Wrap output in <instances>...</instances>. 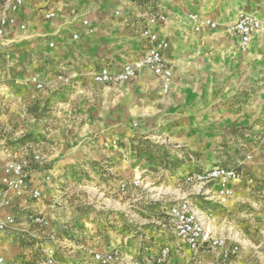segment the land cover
Wrapping results in <instances>:
<instances>
[{
    "label": "crops",
    "instance_id": "1",
    "mask_svg": "<svg viewBox=\"0 0 264 264\" xmlns=\"http://www.w3.org/2000/svg\"><path fill=\"white\" fill-rule=\"evenodd\" d=\"M137 1L25 0L15 15L17 24L24 25L25 30L8 28L1 38L0 127L5 132L0 133V169L26 154L23 149L22 152L9 147L7 142L17 140L28 129L29 134L41 136L36 142L53 149V152H39L46 163L34 167L30 176L42 198L17 200L8 194L10 205H0L1 218H15L13 229L0 234V257L5 264H39L41 250L49 245L50 234L62 237L61 246L54 254L56 264H78L92 250L115 247L133 258L149 254L143 251L147 247L141 253L137 248L128 251L127 246L119 244V237L110 232L103 233L110 243L99 244L97 234H93L87 223L78 229L87 220L68 216L69 211L91 205V201L78 195L86 193L85 179L93 180L97 176V164L120 159L118 154L108 153L107 147L127 137L134 122L141 129H151L166 120L164 116L156 120L157 115L170 113L171 138L177 146L199 148L203 152L204 147L211 149L226 139L241 145L244 138L250 137L254 143L246 145L250 161L245 163L244 171L264 174V125H261L264 121L258 122L264 112V90L260 100L257 92L252 95V86L247 103L238 105L234 100L243 90L247 76L264 69V29L252 35L244 52L239 41L226 32L240 12L264 22V0H157L155 9L149 10L137 6ZM157 11L166 17L164 24L153 29L169 44L164 55L173 71L169 91L163 93L160 80L147 69H140L136 80L128 83L115 86L94 83L95 71L105 68L117 73L125 64L144 57L147 44L140 32L149 14ZM50 12L55 17L46 21L44 15ZM192 15L216 22L217 28H204L193 39ZM83 21L88 22L91 34L82 26ZM49 43L54 47L50 48ZM57 75L70 78V84L58 83ZM32 78L44 89L37 90ZM12 84L29 90L32 112L26 125L17 121L24 122L26 110L19 104L20 93L13 94ZM45 106L48 112L40 114ZM8 130L10 134L6 133ZM258 131L263 136L260 142L248 135ZM90 140L97 150L89 152L90 147L86 150L85 144ZM67 147L69 153L65 152ZM47 175L49 181L44 180ZM187 186L189 195L203 192L201 187ZM232 189L231 198L215 205L232 209L247 201L248 188L243 181L233 184ZM255 207L264 209V204ZM202 213L209 233L226 236L223 230L212 226L214 219L219 222L221 218L215 215L209 220V215ZM31 214L44 217L47 225L30 224L27 217ZM68 227H72L74 235L67 237L76 239L75 242L64 238ZM183 251L195 262L206 253L194 256ZM207 253L218 255L216 251Z\"/></svg>",
    "mask_w": 264,
    "mask_h": 264
},
{
    "label": "rangeland",
    "instance_id": "2",
    "mask_svg": "<svg viewBox=\"0 0 264 264\" xmlns=\"http://www.w3.org/2000/svg\"><path fill=\"white\" fill-rule=\"evenodd\" d=\"M6 1L0 0V7ZM157 3V0H138L136 2L137 6H141L143 9L148 8V10L155 9ZM261 24L264 29V22ZM199 34L201 32L192 31L193 39H197ZM263 73L264 69L261 71L259 69L256 73L247 76L243 82V90L234 97L238 105L247 103L246 101L250 98V86H252V95L257 92L260 100V93L264 90ZM12 86L13 94L20 93L19 104L26 110L22 117L24 122L17 121L26 125L29 123V112H32L29 108V90L26 91L27 88L20 84H12ZM5 111L7 112V108ZM46 112L48 109L45 106L40 114ZM169 115L170 113H167V116L157 115L156 120L163 116L166 120L151 129H141L138 122L132 123L127 137L119 139L113 146L107 147L108 153L118 154L120 159L113 163L105 161L97 164L99 166L96 171L97 176L93 180L85 179L87 180L84 182L86 193H78L85 201H91V205L88 206L89 208L82 207L83 210L69 211L68 216L87 220L78 229H83L87 223L88 228H91L92 232L94 231L93 234H97L99 244L101 242L105 245L110 243L111 240L103 234L110 232L119 237V244L127 246L128 251L137 248L141 253L145 247L156 251L162 243L174 242L173 237L168 232L161 230L159 226L162 220L160 207L176 203L181 199L196 197L189 195L191 191L183 183V178L187 173H195L201 168L214 166L234 169L240 175L239 182L243 181L248 188L247 201L232 209L219 208L209 201L202 202L201 211L206 214V217L209 215V220L213 219L215 215L221 218L219 222L217 218L214 219L212 226L224 231L226 249L232 251L236 248V251L230 252L223 258L218 251H216L218 255H215L207 253L209 252L207 250L204 251L206 253L202 260L199 259L196 262L191 260L192 257L184 251H181L175 255L178 256L175 260L182 264H264L262 256L264 253V229H262L264 209L255 207V205L264 204V174L258 175L244 171L245 163L250 161L246 145L249 142L254 143V140L246 137L240 145L236 140L226 139L211 149L204 147L205 152L199 148L177 146L175 140L171 138L172 125L169 124ZM7 116L9 115L7 114ZM262 117L264 118V112L258 119L259 123L264 121L261 119ZM259 127L261 126L259 125ZM4 132L0 127V133ZM10 132L11 130H8L6 133L10 134ZM27 132L24 135H19L17 140H9L8 146L23 149L26 151V154L23 155L27 156L34 152L41 154L53 152L49 145L45 146L36 142L38 138H41L40 135L29 134V129ZM248 135H251L253 139H258L259 142L263 140L264 136L259 131ZM85 145L87 146L86 150H89L90 147L89 152L97 150L93 147L91 140L88 145ZM66 149L65 152L69 153L68 147ZM135 180H139L141 183V187L138 189L131 187ZM122 183L127 185V190L124 192L121 191ZM90 188L92 190H88ZM192 200L197 202V200ZM71 230L72 227H68L67 231L64 230V233H67L65 235L73 237L74 234Z\"/></svg>",
    "mask_w": 264,
    "mask_h": 264
},
{
    "label": "built area",
    "instance_id": "3",
    "mask_svg": "<svg viewBox=\"0 0 264 264\" xmlns=\"http://www.w3.org/2000/svg\"><path fill=\"white\" fill-rule=\"evenodd\" d=\"M58 3L67 0H55ZM84 2L85 0H77ZM25 0H7L0 10V39L5 36L6 29L17 27L18 30H25L24 25H18L15 15L23 6ZM55 17V13H46L44 19L49 21ZM194 23L193 31L200 32L206 28L215 30L217 23L208 19L200 18L197 15L190 16ZM166 21L165 15L160 12L150 13L147 17L146 26L141 30L140 37L147 44V51L144 57L136 62L127 63L123 66L120 72H110L105 68L99 69L92 74V80L96 84L104 86H115L122 83H128L136 80L140 69L149 70L152 75L158 78L161 82L162 92L169 91L173 76V71L169 63L165 60V52L169 48V44L153 29L159 27ZM82 26L88 28L87 21L82 22ZM261 21L252 14L240 13L236 21L227 27L226 32L235 37L239 41L240 50L246 51L252 35L262 30ZM88 33L92 30L88 28ZM77 35L73 36L76 39ZM49 47L53 48L54 44L49 43ZM56 80L62 85H69L70 78L57 76ZM31 82L37 90H43L44 86L32 78ZM1 83V78H0ZM44 157L39 152H34L31 155H23L13 161L8 162L0 169V205L9 206L10 198L17 200L30 199L38 201L42 198L41 192L37 189V185L31 181V173L35 166H43L45 164ZM45 181L50 180V176L44 177ZM240 175L234 169L214 166L204 168L195 173H189L183 178V182L189 186L201 187L203 190L202 196L206 201L214 200V204H223L226 200L233 196L232 185L239 183ZM132 188L138 189L141 187L139 180L132 182ZM210 189H214L210 191ZM127 185L122 183L121 191H126ZM213 194V195H209ZM208 194V195H207ZM210 199V200H209ZM160 215L162 220L159 223L161 230L168 232L174 242L162 243L156 251L147 248L143 250L147 252V256L142 258H133L127 256L119 247L112 248L106 251L92 250L82 256L78 264H182L176 261L175 255L180 251L186 250L196 256L203 251H218L221 257L225 258L230 252L226 249L225 238L221 235L213 236L207 231L205 219L202 211L189 199H181L180 201L162 205L160 207ZM30 224L38 227H45L47 221L39 215H30L27 217ZM15 225L13 216L0 217V234L8 233ZM64 236V235H62ZM61 235L50 234L48 236L49 245L41 250L39 264H56L54 254L55 250L61 246ZM68 240H73L70 237L64 236ZM174 255V256H173ZM0 264H5L4 258L0 257ZM38 264V263H37Z\"/></svg>",
    "mask_w": 264,
    "mask_h": 264
},
{
    "label": "trees",
    "instance_id": "4",
    "mask_svg": "<svg viewBox=\"0 0 264 264\" xmlns=\"http://www.w3.org/2000/svg\"><path fill=\"white\" fill-rule=\"evenodd\" d=\"M192 199H194V200H197V202L196 201H193L192 199H189V200H191L200 210H201V205H202V202H207L205 199H204V197H202V196H196V197H191ZM214 204V203H213ZM215 205V204H214ZM26 264H28V263H26ZM29 264H32V263H29Z\"/></svg>",
    "mask_w": 264,
    "mask_h": 264
}]
</instances>
